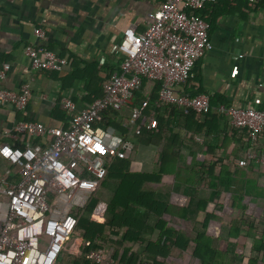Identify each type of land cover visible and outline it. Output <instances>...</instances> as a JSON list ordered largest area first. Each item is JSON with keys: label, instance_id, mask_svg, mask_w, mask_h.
Masks as SVG:
<instances>
[{"label": "crops", "instance_id": "1", "mask_svg": "<svg viewBox=\"0 0 264 264\" xmlns=\"http://www.w3.org/2000/svg\"><path fill=\"white\" fill-rule=\"evenodd\" d=\"M165 2L166 0H0V72L5 64L10 65L6 77L0 78V88L16 92H20L24 84H29L31 88L28 106L24 111H17L9 104L0 103V132L11 129L20 121L67 127L69 116L61 108L63 99L70 97L79 110L87 107L92 102V95L97 93L91 95L87 91L91 77L95 79L92 84L96 88L119 70L123 55L116 51V47L124 31L131 27L137 32H144L149 21L148 14ZM198 14L210 24L209 38L213 48L197 61L194 77L177 87V90L191 95H208L211 99V116L207 120H187L178 110L160 109L167 135L158 145L139 142L130 136L134 148L136 149L137 144L140 150V153L137 151L130 157V171L149 176L157 174L160 170L157 162L165 145L178 142L180 167L188 173L196 166H209L207 162L210 159L223 161L224 164H218L222 168L231 166L233 162L236 168L230 181L224 178V192L229 193L235 202L237 200L238 204L234 203L238 206L236 210L248 207V214L264 218V166L262 163L251 162L246 170V167H239L237 164L239 160L246 159L248 151L263 157L264 140L248 138L246 131L235 129L229 117L217 112L220 105L264 110V0H258L254 4L246 0H215L198 11ZM37 29L45 33V38L36 35ZM29 45L56 52L67 58L70 66L61 72L35 70L25 53ZM149 85L150 82L147 87ZM146 90L141 89L138 93L146 95ZM97 98L99 97H94V100ZM187 126L191 129L190 132L196 133L194 139L185 138ZM0 139L20 147H24L29 141L23 135L15 140L0 135ZM31 141L33 144H44L45 139L34 138ZM8 169H13L18 174L17 167H11L0 157V174ZM17 179L13 175L9 178L13 182ZM171 180L174 181V175H171ZM115 185L111 181L109 187L101 186L98 192L102 201L110 203L113 200ZM143 189L154 192L156 198L163 203L180 207L192 200L188 219L175 218L171 222L179 234L190 240L186 250L189 256L196 249L195 239L203 229L207 212L215 213L222 221V224L212 221L207 234L230 239L228 225L233 221V210L226 207L223 212H215L216 206L210 201L215 189L208 184L189 188L180 184V181L165 184L152 180L146 182ZM246 191L250 192V196H245L244 201L239 202ZM207 200L209 203L206 211H201L200 206ZM6 214L5 198L0 197V225ZM153 217L150 216L149 220L155 222ZM209 227L213 235L210 234ZM159 235L160 232L155 231L147 237L155 241ZM122 236L123 232L113 234L110 240L116 242ZM76 240L77 245L72 247L76 252L71 251L72 255L80 254L83 241L80 237H76ZM230 241L232 243L233 239ZM233 246L234 244L231 248ZM145 247L146 245L126 242L121 247L120 254L126 249L141 254ZM109 248L113 251L112 247ZM181 252L183 251L179 247H172L167 258L157 257V260L162 264L179 263ZM236 252L243 253L240 250ZM248 252L249 248L246 253ZM190 264L198 263L192 257Z\"/></svg>", "mask_w": 264, "mask_h": 264}, {"label": "built area", "instance_id": "2", "mask_svg": "<svg viewBox=\"0 0 264 264\" xmlns=\"http://www.w3.org/2000/svg\"><path fill=\"white\" fill-rule=\"evenodd\" d=\"M251 4L258 0H246ZM215 0H166L148 14L144 32L127 28L116 51L123 55L119 70L104 86L103 95L79 110L67 97L61 108L69 116L67 127H50L36 121H20L0 135L12 140L27 136L24 147L2 142L0 157L18 174L8 169L0 174V196L5 198L7 214L0 225V264H60L78 227V213L101 188L108 175L109 162L128 159L135 150L130 139L123 140L113 128L99 125L107 110H130L125 127L133 131L138 122L149 129L158 125V110L173 106L184 115L210 114L211 99L206 94L178 92L177 87L194 77L199 58L213 48L210 24L198 14ZM36 35L45 38L41 29ZM35 70L61 72L70 66L67 58L43 47L29 45L25 50ZM10 69L5 64L0 78ZM159 85L158 98L136 101L144 81ZM31 88L24 84L20 92L0 88V103L24 111ZM219 114L229 117L236 129H247L252 140H264V110L220 105ZM45 139L33 144L31 139ZM249 162L262 163L264 156L252 151L239 167ZM17 176L16 182L9 180ZM107 202L100 201L90 220L104 224ZM211 227L209 232L211 233ZM213 232V231H212ZM218 234H214L217 236ZM242 264H249L242 253ZM88 258L99 264H114L112 249L92 250ZM259 264H264V260Z\"/></svg>", "mask_w": 264, "mask_h": 264}, {"label": "trees", "instance_id": "3", "mask_svg": "<svg viewBox=\"0 0 264 264\" xmlns=\"http://www.w3.org/2000/svg\"><path fill=\"white\" fill-rule=\"evenodd\" d=\"M87 72V71H86ZM88 73H86V76ZM88 77V76H87ZM99 87L93 86L95 79L91 77L88 81L89 86L87 91L92 95L91 101L94 97H102L105 84ZM149 81L145 80L142 90L148 91L145 94L137 93L136 101L140 102L149 98L154 102L158 98L159 85L151 83L147 87ZM213 105V104H212ZM167 110H177L173 106H163ZM182 114V113H181ZM187 120H200L204 118L207 120L210 114L191 113L190 115L182 114ZM158 125L155 128L149 129L141 122L137 123L136 128L131 131L125 127L128 123V117L121 112L107 110L103 114V120L99 125L104 128H113L121 136L123 140L129 139L133 136L139 142L158 145L167 135L165 126L160 112L157 115ZM188 127V126H187ZM236 129V128H235ZM247 137L250 138V132L247 129ZM185 138L194 139L196 133L190 132L188 127L185 129ZM251 139V138H250ZM178 142L171 145H165L164 152L157 162L160 170L157 174L149 176L145 173H133L130 171L132 160L115 158L109 162L108 175L104 180L102 186L109 187L110 182L113 181L114 198L110 203H107L108 213L104 224H99L90 220V214L101 200L97 193L92 196L89 203L78 213L79 216L78 227L72 237L82 238V245L80 246V254L72 255L67 251L64 252L61 261H67V264H99L88 258V254L92 250H100L105 247H112V258L114 264H162L157 260V257L167 258L172 247H179L181 254L179 263L173 264H190L192 257L196 259L198 264H242L243 255L238 254L236 250L246 253L249 248L248 258L249 264H259L264 260V218H255L246 212V210H236V202L232 200L229 193L224 192V178L229 181L233 177V172L236 166L231 163V166L224 168L218 167V164H224L223 161L210 159L207 164L194 167V170L188 173L180 167L181 156L178 150ZM248 163V167L251 166ZM246 167L245 169L247 170ZM16 170V169H15ZM228 170V171H226ZM18 171V168H17ZM171 175H174V181L171 180ZM157 183L172 184L180 181L189 188H199L205 184L215 189L212 200L215 204L216 211H225L226 207L233 210V221L228 225L230 231V239L225 240L221 236L216 238L207 234V228L212 221L222 224L221 217L215 213H206L203 229L197 233L195 243L196 249L193 255L189 256L186 250L189 245V239L179 234L171 223L175 218L183 220L188 219V214L192 208V200L188 201L185 206H176L173 204L163 203L156 198L154 192H148L143 189L146 182L151 181ZM248 189L251 188L247 185ZM246 187V188H247ZM249 191L241 196L239 202L244 201L245 196H250ZM233 194V193H232ZM209 200L204 201L200 206L201 211H206ZM236 203V205H234ZM240 205V204H239ZM236 210V212H235ZM150 216H154L155 222L149 220ZM158 231L160 235L157 240L153 241L147 235ZM123 232L121 240L111 242V235H119ZM233 239L231 243L230 240ZM235 240V241H234ZM130 242L139 245H146L145 250L141 254H136L130 250H124L120 254L121 247L124 243ZM182 242V244H180ZM250 243V244H249ZM234 244L233 248H231ZM250 245V247H249Z\"/></svg>", "mask_w": 264, "mask_h": 264}, {"label": "rangeland", "instance_id": "4", "mask_svg": "<svg viewBox=\"0 0 264 264\" xmlns=\"http://www.w3.org/2000/svg\"><path fill=\"white\" fill-rule=\"evenodd\" d=\"M121 113L122 114H124V115H126V116H128V123H129V119H130V110L129 109H123V111H121ZM127 123V124H128ZM133 136H131L130 138H132ZM134 138V137H133ZM131 140V139H130ZM136 146L138 147V145L136 144ZM136 147V149H135V151L133 152V154L135 153V152H137V151H139L138 153H140V150H139V148H137ZM132 154V155H133ZM97 195H98V197H100L99 196V192L97 193ZM1 198H3L2 196H0ZM92 198V197H91ZM101 198V197H100ZM101 200H103L102 198H101ZM87 206V205H86ZM85 206V207H86ZM85 207L82 209V210H84L85 209ZM215 209H216V207H215ZM82 210L80 211V213H82ZM214 210V209H213ZM246 210V212L249 210V208L247 207V209H245ZM248 213V212H247ZM251 216H255V214H250ZM259 216V215H258ZM263 216H264V214H263ZM232 218H233V216H232ZM78 240V239H77ZM77 240H76V237H72V239H71V241H70V243H69V245H68V253H70L71 251L72 252H76V249H73L72 247L74 246V245H77ZM60 264H67V261H64V262H62L61 261V263Z\"/></svg>", "mask_w": 264, "mask_h": 264}]
</instances>
